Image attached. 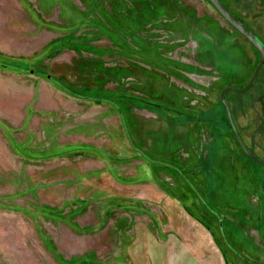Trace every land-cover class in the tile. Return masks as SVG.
<instances>
[{
    "label": "rangeland",
    "instance_id": "1",
    "mask_svg": "<svg viewBox=\"0 0 264 264\" xmlns=\"http://www.w3.org/2000/svg\"><path fill=\"white\" fill-rule=\"evenodd\" d=\"M221 1L264 44V0ZM147 2L0 0V264H264L220 102L259 54L208 0ZM224 98L264 162V65Z\"/></svg>",
    "mask_w": 264,
    "mask_h": 264
},
{
    "label": "water",
    "instance_id": "2",
    "mask_svg": "<svg viewBox=\"0 0 264 264\" xmlns=\"http://www.w3.org/2000/svg\"><path fill=\"white\" fill-rule=\"evenodd\" d=\"M208 2L213 6V8L219 13V15L231 26L233 27L237 32H239L258 52L259 54V60L258 63L256 64L252 76L249 80V82L242 88H235L231 86L224 87L222 91L220 92V101L224 106L226 116L231 128V131L242 148V150L255 162L258 164L264 166V162L259 160L253 153H251L243 144L237 130L234 124V121L231 116L230 108L229 105L227 104L224 96L227 92L233 91V92H245L251 86L254 84L258 73L261 69V67L264 65V44L257 38V36L248 28L244 25V23L236 17L229 9L228 7L221 1V0H208Z\"/></svg>",
    "mask_w": 264,
    "mask_h": 264
},
{
    "label": "crops",
    "instance_id": "3",
    "mask_svg": "<svg viewBox=\"0 0 264 264\" xmlns=\"http://www.w3.org/2000/svg\"><path fill=\"white\" fill-rule=\"evenodd\" d=\"M147 1L150 2L152 0H147ZM152 127H153V130L154 131L157 130V131H160V132L164 133L167 138H168V135H173L177 140L178 139L180 141L182 140L183 141V144H185V146L188 148L187 152L184 155V158L185 159H189V158L191 159L192 158V154H191L192 151L191 150L193 149V142H191L189 139L191 137V139L193 140V136H192L193 135V132H190L187 129H185V126L183 127L182 125L173 124V123H169V122H165V121L162 122V123H160L159 125H155L154 124ZM183 160L184 159H182V161Z\"/></svg>",
    "mask_w": 264,
    "mask_h": 264
},
{
    "label": "flooded vegetation",
    "instance_id": "4",
    "mask_svg": "<svg viewBox=\"0 0 264 264\" xmlns=\"http://www.w3.org/2000/svg\"><path fill=\"white\" fill-rule=\"evenodd\" d=\"M221 102V101H220ZM223 105V104H222ZM231 112V111H230ZM232 116V115H231ZM233 119V118H232ZM229 123V122H228ZM235 124V123H234ZM230 126V125H229ZM231 129V128H230ZM234 136V135H233ZM235 138V137H234ZM238 143V142H237ZM240 146V145H239ZM251 153H253L251 150H249ZM245 153V152H244ZM246 154V153H245ZM254 154V153H253ZM247 155V154H246ZM255 155V154H254ZM248 156V155H247ZM256 156V155H255ZM249 157V156H248ZM250 158V157H249ZM250 160H252L253 162H255L253 159L250 158ZM256 164H258L257 162H255ZM260 165V164H258ZM262 166V165H261ZM264 167V166H263Z\"/></svg>",
    "mask_w": 264,
    "mask_h": 264
},
{
    "label": "trees",
    "instance_id": "5",
    "mask_svg": "<svg viewBox=\"0 0 264 264\" xmlns=\"http://www.w3.org/2000/svg\"><path fill=\"white\" fill-rule=\"evenodd\" d=\"M242 21V20H241ZM230 127V126H229Z\"/></svg>",
    "mask_w": 264,
    "mask_h": 264
}]
</instances>
